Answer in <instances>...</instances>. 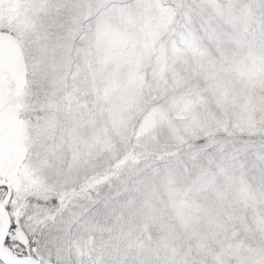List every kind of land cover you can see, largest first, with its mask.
<instances>
[{
  "label": "rangeland",
  "instance_id": "obj_1",
  "mask_svg": "<svg viewBox=\"0 0 264 264\" xmlns=\"http://www.w3.org/2000/svg\"><path fill=\"white\" fill-rule=\"evenodd\" d=\"M254 2L36 0L50 97L67 77L88 171L132 187L134 236L160 264H264V152L234 150L264 142ZM140 153L162 159L127 164Z\"/></svg>",
  "mask_w": 264,
  "mask_h": 264
},
{
  "label": "snow or ice",
  "instance_id": "obj_2",
  "mask_svg": "<svg viewBox=\"0 0 264 264\" xmlns=\"http://www.w3.org/2000/svg\"><path fill=\"white\" fill-rule=\"evenodd\" d=\"M35 4L0 0V264H160L134 236L132 187L88 171L67 77L50 97L59 73L49 35L32 18ZM249 9L264 33V0ZM234 150L264 152V142Z\"/></svg>",
  "mask_w": 264,
  "mask_h": 264
},
{
  "label": "trees",
  "instance_id": "obj_3",
  "mask_svg": "<svg viewBox=\"0 0 264 264\" xmlns=\"http://www.w3.org/2000/svg\"><path fill=\"white\" fill-rule=\"evenodd\" d=\"M129 160L127 162V164H130L132 162H145V161H160L162 159V157L155 155V154H149V153H140L139 155H134V157H127ZM125 165V163H124ZM124 168V166H117L115 167L112 172L115 171H119L122 170Z\"/></svg>",
  "mask_w": 264,
  "mask_h": 264
}]
</instances>
